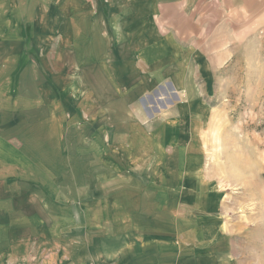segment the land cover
<instances>
[{
  "label": "crops",
  "instance_id": "0c3cea01",
  "mask_svg": "<svg viewBox=\"0 0 264 264\" xmlns=\"http://www.w3.org/2000/svg\"><path fill=\"white\" fill-rule=\"evenodd\" d=\"M80 34L75 111L70 80L40 68L60 61L47 60L49 38ZM262 40L264 0H0V264H239L224 228L182 203L183 192L196 194L178 188L182 146L157 136V157L132 154L144 119H116L134 94L118 86L121 74L99 69L106 52L112 65L118 50L139 52L130 67L141 85L169 84L191 103L198 67L208 76ZM70 113L95 118L75 125ZM104 116L112 119L96 120ZM71 144L81 145V168Z\"/></svg>",
  "mask_w": 264,
  "mask_h": 264
},
{
  "label": "rangeland",
  "instance_id": "374dc122",
  "mask_svg": "<svg viewBox=\"0 0 264 264\" xmlns=\"http://www.w3.org/2000/svg\"><path fill=\"white\" fill-rule=\"evenodd\" d=\"M76 25L81 27V21H76ZM38 39L39 46L44 47L46 38ZM49 40L51 49L47 60L59 54L60 61L54 63L53 69L47 71L41 66L40 70L61 80H70V110H75L81 96V34ZM126 51L115 52L118 59L114 65L113 54L106 52L107 61L102 62L103 68L99 70L105 78L121 74L118 86L121 85L123 92L131 90L134 94V100L125 107L119 102L117 107L121 113L116 119L125 121L126 117L121 114L127 111L131 113L129 122L136 121L138 116L144 119L142 126L135 125L143 134L142 139L140 134H135L136 140L130 143L134 148L132 154L141 152L150 158L157 157L151 147L157 136L166 139L168 144L182 146L184 178L178 188L182 187L183 192L191 186L196 193L192 198L183 192V205L202 211L224 228L226 242L239 264H264V40L252 41L240 48L227 63L211 68L208 76L201 74L198 67L199 97L191 103L176 100L169 84L141 85L147 84V79L137 76L141 70L136 72L130 64H138L143 59L139 52ZM61 58L69 60L70 67H62ZM104 117L96 120L104 123L112 119ZM93 118L70 113V124L81 125L83 120L90 123ZM158 124L165 126L164 133L157 132ZM128 127L134 132L135 127ZM45 135V132L38 133V137ZM140 144L142 149L137 148ZM169 150L165 149L167 153ZM69 151L71 156H76L71 160L81 168V145L71 144Z\"/></svg>",
  "mask_w": 264,
  "mask_h": 264
}]
</instances>
